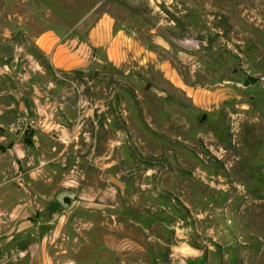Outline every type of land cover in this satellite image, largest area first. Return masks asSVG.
<instances>
[{
  "label": "rangeland",
  "instance_id": "rangeland-1",
  "mask_svg": "<svg viewBox=\"0 0 264 264\" xmlns=\"http://www.w3.org/2000/svg\"><path fill=\"white\" fill-rule=\"evenodd\" d=\"M104 11L134 50L73 79L102 100L98 146L125 183L105 218L159 262L264 264V0H0V57Z\"/></svg>",
  "mask_w": 264,
  "mask_h": 264
},
{
  "label": "crops",
  "instance_id": "crops-1",
  "mask_svg": "<svg viewBox=\"0 0 264 264\" xmlns=\"http://www.w3.org/2000/svg\"><path fill=\"white\" fill-rule=\"evenodd\" d=\"M133 34L104 11L34 36L55 78L0 73V264H168L105 218L117 215L106 205L118 194L110 150L98 146L105 109L79 97L73 79L76 71L121 68Z\"/></svg>",
  "mask_w": 264,
  "mask_h": 264
},
{
  "label": "built area",
  "instance_id": "built-area-1",
  "mask_svg": "<svg viewBox=\"0 0 264 264\" xmlns=\"http://www.w3.org/2000/svg\"><path fill=\"white\" fill-rule=\"evenodd\" d=\"M44 71L46 68L36 57L31 53H24L23 48L18 46L11 58L0 63V73L13 75L20 81L31 80L36 76V73ZM57 77L64 78L62 74H57ZM20 124H22V120L17 123V125Z\"/></svg>",
  "mask_w": 264,
  "mask_h": 264
},
{
  "label": "trees",
  "instance_id": "trees-1",
  "mask_svg": "<svg viewBox=\"0 0 264 264\" xmlns=\"http://www.w3.org/2000/svg\"><path fill=\"white\" fill-rule=\"evenodd\" d=\"M30 51L34 53L35 57L40 61L42 66H44L50 73L54 74V68L51 62L49 61L47 56L42 51H40L39 49L33 48V47L30 48ZM79 72H82V71H79Z\"/></svg>",
  "mask_w": 264,
  "mask_h": 264
},
{
  "label": "water",
  "instance_id": "water-1",
  "mask_svg": "<svg viewBox=\"0 0 264 264\" xmlns=\"http://www.w3.org/2000/svg\"><path fill=\"white\" fill-rule=\"evenodd\" d=\"M111 181H112L113 184H115L119 188L125 187L124 181H122L120 178H118L116 176H112L111 177Z\"/></svg>",
  "mask_w": 264,
  "mask_h": 264
}]
</instances>
